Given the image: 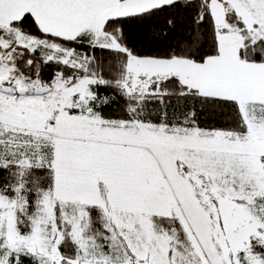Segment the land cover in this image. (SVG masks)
Segmentation results:
<instances>
[{"label": "rangeland", "instance_id": "374dc122", "mask_svg": "<svg viewBox=\"0 0 264 264\" xmlns=\"http://www.w3.org/2000/svg\"><path fill=\"white\" fill-rule=\"evenodd\" d=\"M135 1L90 16L78 39L120 49L102 32L108 20L171 0ZM209 8L217 58L195 63L129 56L119 82L137 98L157 94L158 83L170 77L202 96L237 98L246 134L105 121L95 111L102 101L91 90L101 78L70 86L56 76L43 83L17 67L23 49H47V59L87 72L93 70L89 62L0 26V165L46 167L53 174L28 233L16 225L19 198L0 195V264H11V254L33 256L36 264H264V203L256 207L264 197V98L247 106L237 78L228 76L239 49L244 56L264 53V28L245 0H210ZM87 206L103 211L102 246L87 234ZM154 216L176 218L189 242L157 229ZM66 233L76 248L72 258L59 250ZM252 244L260 251L252 252Z\"/></svg>", "mask_w": 264, "mask_h": 264}, {"label": "trees", "instance_id": "16d2710c", "mask_svg": "<svg viewBox=\"0 0 264 264\" xmlns=\"http://www.w3.org/2000/svg\"><path fill=\"white\" fill-rule=\"evenodd\" d=\"M7 29L46 44L57 45L61 50L72 51L74 58L89 62L93 70L87 72L59 60L47 59V49H23L24 58L18 61L17 67L22 74L43 83H51L56 76L70 86L84 77L101 78L103 82L93 85L91 90L102 101L95 111L105 121H140L162 124L168 128L246 133V125L235 101L202 96L182 85L176 77L161 80L157 85L160 89L157 94L139 98L125 94L119 82L129 56L186 59L195 63L217 56V30L209 0H175L139 14L108 20L102 32L106 39L113 37L120 49L90 46L81 42L80 37L67 40L47 35L39 29L29 13L10 23ZM3 30L5 28H0V32ZM260 44L264 50L263 43ZM240 52L249 61L264 62V53L247 57L242 49ZM261 161L264 163V156ZM52 188L53 174L49 168L21 167L13 163L0 165V195L8 199L19 198L22 203L16 215V225L22 234L30 231V218L35 216L42 193ZM85 210L87 234L102 246L107 236L103 211L97 206H87ZM56 215L59 216L58 208ZM152 222L159 230L174 231L179 242H189L176 218L154 216ZM253 246L252 252L260 251ZM59 250L64 258L75 256V244L69 234H65ZM10 260L11 264L37 263L33 256L26 254H11Z\"/></svg>", "mask_w": 264, "mask_h": 264}, {"label": "crops", "instance_id": "0c3cea01", "mask_svg": "<svg viewBox=\"0 0 264 264\" xmlns=\"http://www.w3.org/2000/svg\"><path fill=\"white\" fill-rule=\"evenodd\" d=\"M133 1L134 0H0V26H7L19 20L25 13H29L43 33L62 39L72 40L83 35L85 22L90 16L97 17L100 13L110 12L111 9L116 8L120 4H125L127 2L132 4ZM137 1L138 0L135 2ZM146 1L148 2V0H139V2L144 3H146ZM173 1L175 0H171L168 3ZM245 2L256 7L254 8V12L258 13V17L256 16V18L260 24L262 23V25H258L264 28V0H245ZM239 32L246 33L245 29H240ZM240 51L241 49H239L237 59L233 60L234 63H232L233 65L231 68H228V76L237 78L238 91L244 93L241 96L245 97L247 100L245 103L248 106L250 104L249 101H261L264 98V90L261 88L264 87V62L249 61L241 56ZM219 54L217 56H219ZM217 56L212 58H217ZM257 96L262 98L258 99ZM223 98L233 100L236 102L237 106L239 105V100L237 98L232 96ZM260 162L264 165L261 158ZM258 203L259 206L257 207ZM262 203H264V197H258V199H256V207L260 208V210L264 208H262Z\"/></svg>", "mask_w": 264, "mask_h": 264}]
</instances>
